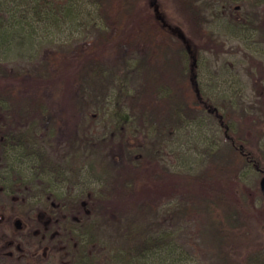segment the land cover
Wrapping results in <instances>:
<instances>
[{
	"label": "trees",
	"instance_id": "16d2710c",
	"mask_svg": "<svg viewBox=\"0 0 264 264\" xmlns=\"http://www.w3.org/2000/svg\"><path fill=\"white\" fill-rule=\"evenodd\" d=\"M80 2L91 9L84 10ZM219 2H225V10L230 7L232 16H242L245 30H252L264 41V12L257 10L264 7V0H185L184 23L165 18L158 0H0L1 42L8 36L12 43L19 39L24 46H32L40 24L46 25L44 28L73 26L74 32H84L65 41V49L47 50L43 63L27 70L45 78L52 65L56 73L65 74L68 86L75 91L71 100L74 114L86 112L80 122L77 120L83 138L78 141L79 131L76 136L71 131V142L63 154L69 157L64 156L63 162L53 158L37 136L40 120L53 122L43 99L15 95L12 88L8 95L0 93V158L10 159V150L21 149L22 153L13 155L17 161H32L29 178L26 171L10 164L21 186L28 183L35 187L34 180L45 181L44 190L60 198L53 219L66 221L71 230L60 236L66 241L67 264H98L101 256L109 264H176L182 260L162 257L178 246L172 233L145 232L152 226L146 228L133 217L122 219V211L111 208L115 202L107 198L111 191L93 187L92 180L85 182V167L99 181L112 178V163L103 156L106 147L113 149L111 161L123 171L115 179L118 198L133 202L138 193L134 182L152 184L171 196L197 198L198 204L181 199V206L172 205V212L203 216L207 221L203 235L217 250L214 254L220 264H264V246H252L247 235L252 214L264 222V203L260 209L255 207L257 195L240 177L248 163L264 172V150L259 145L264 129L258 125L260 120L245 124L228 106L223 104V109L204 92L198 78L201 48L210 50L218 38L210 27V17L220 15L216 11ZM238 2L256 11L242 13ZM183 24L199 40H193ZM17 75L16 69L0 60V77ZM206 112L225 133L226 143L218 142L206 150L215 172L170 171L163 162V148L180 130L202 120ZM97 122L102 124L100 130L94 128ZM51 178L59 181L56 185L83 184L86 190L73 193L60 187L55 192ZM85 192L87 199L82 195ZM128 197L131 200L126 201ZM104 208L105 219L99 220ZM70 210L78 211L77 215L71 218ZM114 214L122 219L117 226Z\"/></svg>",
	"mask_w": 264,
	"mask_h": 264
},
{
	"label": "rangeland",
	"instance_id": "374dc122",
	"mask_svg": "<svg viewBox=\"0 0 264 264\" xmlns=\"http://www.w3.org/2000/svg\"><path fill=\"white\" fill-rule=\"evenodd\" d=\"M158 2L159 10L165 18L176 23H184L185 0H158ZM224 3H217L216 11L220 15L210 17L212 19L210 27L218 34V38L210 49L211 51L201 48L199 63L202 69L199 71L198 78L204 92L211 95L215 101H218L219 105H222V108L223 104L228 106L236 118L245 119V124L260 120L261 122L258 125L264 129V41H261L258 34L252 30H245L242 16H239V14L232 16L229 12L230 7H227V12L224 8ZM237 4L240 5L242 13L256 11V8L254 9L252 6H243L242 2H238ZM79 5L85 8L84 10L91 9L88 3L80 2ZM257 10L264 12V7L257 8ZM232 17L234 21H230ZM40 25L36 26L38 29L37 38L32 46H24L19 39L13 40L14 42L12 43V40L8 36H5V41H0V60L4 65L16 69L20 74L16 77H0V93L7 94V90L12 88L15 95H23L25 93L28 96L36 95L39 99H43L45 105L49 107L53 122L40 120L37 136L47 147L50 155L58 161L63 162L64 156H66L65 159L69 157V155L63 156V154L67 147V142H71V139H69L72 135L71 131L75 136L77 130L79 131V137L76 136L78 141L83 138L81 131L77 128V120L80 122L85 117L86 112L81 110L77 114H74L75 110L72 108L71 100L75 91L68 86L65 74L56 73L52 65L48 67L45 78L34 76L33 73L27 72V70L30 67H34L35 64L41 65L47 50L57 51L61 48L65 49L63 47L66 45L65 41L77 36L76 34L82 33L83 35L84 32L83 30L80 33L77 30L74 32L75 28L73 26L63 25L59 27L52 24V27L44 28L46 25ZM183 28L193 40H199L195 37L193 38V35L190 34L191 30H189L187 24H183ZM80 29L82 28L80 27ZM13 45L14 48H12ZM199 120V122L192 126L180 130L174 139L163 148V162L170 171H190L205 175L215 172L216 167L207 155L206 150L208 146L211 148L215 147L218 142L220 144L226 143V140H223L225 133L209 112H206L202 116V120L200 118ZM94 128L100 130L102 124L97 122ZM259 145L264 150V135L260 138ZM112 151L113 149L111 150L110 147H106L103 153L107 161L112 163V178L109 182L97 180L94 174L92 176L89 167H85V182L89 183L92 180L93 187L111 191L112 194L109 192L110 196L107 198L112 199L111 203L115 202L117 206L112 204L111 208L122 211V219L133 217L135 222L142 223L146 228L151 225V229L148 228L145 232L172 233L178 246L171 254L163 255V258H168L167 260L171 259V257L175 259L181 258L182 260L176 264H220L217 255L214 254L217 250L213 249V246L210 245L208 237L203 235V226L207 224L203 216L196 212L194 214L185 212L181 215H176L172 212V205L177 204L181 206V199L183 202L185 201V203L190 204H198L199 200L193 197H181L180 195L171 196L164 193L166 191L163 192L162 188L153 187L152 184L134 182L133 188L136 192L138 191L135 194L137 198L133 199V202L129 201L125 203V199L116 196L118 192V196L120 195V191L115 179L117 176L120 177L123 171L121 168L115 166V162L111 161H114ZM8 153V158L10 159H6V161L0 158V162L3 165L9 164V166H5L4 174L6 175L10 191L8 192V196L4 198L1 197L4 195H0V205L4 203L8 206L9 219H14V217L18 216L24 221H30V211L33 208L42 209L44 205H50L51 201L60 203V198H56L54 193L44 190V186L47 185L45 181L34 180V184L37 185L35 187H30L28 183L21 186L20 177L11 169L10 164L14 163L15 166H13L16 167V170L27 172L29 171L28 165L32 161H25V163L20 159H18L20 161H17V158L13 155L22 153L19 148H14ZM0 156L2 155L0 154ZM27 174L26 178L31 177L30 172H27ZM240 174L245 185L249 187L248 189L257 195L254 200L255 207L260 209L264 203V172L257 171L252 164L248 163L241 170ZM51 181L53 183L51 188H54L55 192L60 187L64 189L63 191L74 190L73 193L86 190L83 184L78 186L66 185V183L56 185L57 180H52L51 178ZM40 182L43 187L38 186L37 183ZM39 194L42 199L39 197ZM84 194L82 195L86 198V192ZM128 200H131V198H126V201ZM105 211L104 208L99 213V220L105 219ZM76 212L78 211L70 210L68 213L72 218L77 215ZM115 213L118 215L117 212ZM117 215L113 217L115 226L122 220L120 216L119 218L116 217ZM42 219L46 220L47 217L43 216ZM28 225L29 227L24 235V245L30 249V246L37 245V240L32 233V230L36 226L32 223ZM248 232L247 235L253 240L252 246H264V222L258 214H252L250 217ZM42 241L45 242H43L39 249V255L27 256L25 264L68 263V259L66 258L67 251H60L58 248H55L60 247V245L63 246V243L66 244L65 240L62 241L60 237H57L54 243H51L47 238H43ZM46 245H51L54 248L44 255L43 251ZM187 251L189 253L188 261L185 260V253ZM101 258L98 264H109L105 256H101Z\"/></svg>",
	"mask_w": 264,
	"mask_h": 264
},
{
	"label": "flooded vegetation",
	"instance_id": "af4514ba",
	"mask_svg": "<svg viewBox=\"0 0 264 264\" xmlns=\"http://www.w3.org/2000/svg\"><path fill=\"white\" fill-rule=\"evenodd\" d=\"M5 166H7V164L3 165L0 162V195H4L1 196L3 198L8 196V192L10 191L6 175L4 174ZM59 206L60 203L51 201L50 205H44V208L42 209L33 208L30 211L31 220L24 221L18 216L14 217V219H9L8 206L4 203H1L0 264H25V259L27 256L39 255V249L43 242H45L42 241L43 238H47L51 241V243H54V240L64 233L70 234L71 230L66 221L61 219H53V213H55ZM43 216H46L47 219H42ZM29 223H32L36 226L35 229L32 230V233L37 240V245L30 246V249L24 245V235L29 227ZM53 248L54 247L51 245H46L43 251L44 255ZM55 248H58L60 251H64V249H66V244L63 243V246L60 245V247ZM30 250L32 251L30 252Z\"/></svg>",
	"mask_w": 264,
	"mask_h": 264
},
{
	"label": "water",
	"instance_id": "95a60500",
	"mask_svg": "<svg viewBox=\"0 0 264 264\" xmlns=\"http://www.w3.org/2000/svg\"><path fill=\"white\" fill-rule=\"evenodd\" d=\"M263 190H264V181H263Z\"/></svg>",
	"mask_w": 264,
	"mask_h": 264
}]
</instances>
